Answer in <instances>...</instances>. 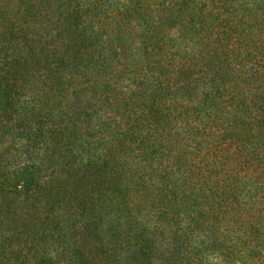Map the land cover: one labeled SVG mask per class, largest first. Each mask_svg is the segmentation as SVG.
I'll return each instance as SVG.
<instances>
[{
	"label": "trees",
	"instance_id": "obj_1",
	"mask_svg": "<svg viewBox=\"0 0 264 264\" xmlns=\"http://www.w3.org/2000/svg\"><path fill=\"white\" fill-rule=\"evenodd\" d=\"M0 35V264H75L73 216L115 264H264V0H0Z\"/></svg>",
	"mask_w": 264,
	"mask_h": 264
},
{
	"label": "rangeland",
	"instance_id": "obj_2",
	"mask_svg": "<svg viewBox=\"0 0 264 264\" xmlns=\"http://www.w3.org/2000/svg\"><path fill=\"white\" fill-rule=\"evenodd\" d=\"M67 30L72 31L73 26H70L69 24L67 25ZM9 47V43L4 40L3 35H0V57H3L4 55L7 56L8 53L12 51L11 47ZM42 63L46 65L47 59L44 57L42 59ZM5 93V88L0 87V100L2 99L3 94ZM1 112V111H0ZM29 160L26 158L25 155H22V160L21 163L25 164L28 163ZM31 171H25L23 173H19L17 176H11V184H15V182H22L25 179H28L30 177ZM34 180L36 182V190H37V199L40 203L47 205L48 207L56 200L61 198V196H65L63 192L59 190L58 188V178L57 177H52L48 173H40L37 174V176H34ZM50 180V181H49ZM49 181V183H46ZM10 185L7 186V188ZM67 187L68 194L65 196V199L71 198V196L74 197V179L70 178L67 181ZM9 189V188H8ZM60 192V193H59ZM6 199L8 205H14L13 207L20 206L18 204V199L16 195L14 194H7L3 193V191H0V202L4 201ZM8 208V207H7ZM9 209V208H8ZM15 211V212H13ZM12 211V214H9L8 216L6 215L8 212L4 213L2 210H0V220H5V229H3L2 232H6L7 229L10 228L11 224H20L19 219L20 216L23 215L22 211L20 208L16 207ZM6 218H8L10 221L9 223L6 222ZM72 222L69 223V231L68 233L63 232L62 234H58L55 232L54 234L52 233V237H48L46 241L47 247H51L52 244L53 246H57L56 243L58 241H62V243L65 246H70L71 249H69L68 255L70 256V263L75 264H115L114 260L111 262L105 259L104 251H106L107 247H116L118 249L123 242H121V238L119 237H112L108 241H106L102 246H98L96 237L93 235V231H90L89 228H86L84 226V221L81 223H76L74 226V216L73 219L71 220ZM68 227V226H67ZM28 229V228H27ZM35 230V228H32ZM1 233V231H0ZM76 234V235H75ZM0 238H2L0 236ZM78 238L79 240H75ZM76 241V243L74 242ZM54 247V248H55ZM97 249V251H96ZM54 253V252H53ZM79 253L84 254V260L81 261L79 258ZM54 255V254H52ZM122 264H124L122 262Z\"/></svg>",
	"mask_w": 264,
	"mask_h": 264
}]
</instances>
